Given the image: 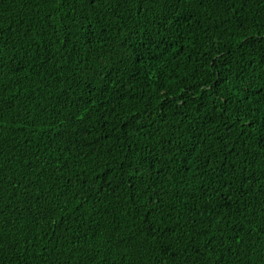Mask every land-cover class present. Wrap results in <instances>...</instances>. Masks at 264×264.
<instances>
[{
	"label": "trees",
	"instance_id": "1",
	"mask_svg": "<svg viewBox=\"0 0 264 264\" xmlns=\"http://www.w3.org/2000/svg\"><path fill=\"white\" fill-rule=\"evenodd\" d=\"M0 264H264V0H0Z\"/></svg>",
	"mask_w": 264,
	"mask_h": 264
}]
</instances>
